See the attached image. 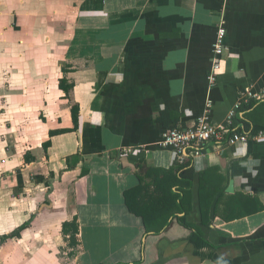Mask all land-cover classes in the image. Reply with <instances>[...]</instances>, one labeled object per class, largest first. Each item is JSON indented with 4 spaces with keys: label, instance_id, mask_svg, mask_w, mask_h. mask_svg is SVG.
<instances>
[{
    "label": "crops",
    "instance_id": "0c3cea01",
    "mask_svg": "<svg viewBox=\"0 0 264 264\" xmlns=\"http://www.w3.org/2000/svg\"><path fill=\"white\" fill-rule=\"evenodd\" d=\"M245 89L264 91V0H0V242L28 223L0 264H264V98L233 119L246 143L160 145L208 100L227 126Z\"/></svg>",
    "mask_w": 264,
    "mask_h": 264
},
{
    "label": "built area",
    "instance_id": "2783aa9c",
    "mask_svg": "<svg viewBox=\"0 0 264 264\" xmlns=\"http://www.w3.org/2000/svg\"><path fill=\"white\" fill-rule=\"evenodd\" d=\"M226 33L227 30L224 23L221 22L218 27L216 41L213 48L212 69L209 75L210 83L217 81L221 71L222 58L226 50ZM250 98L260 100L264 98L263 92H256L253 89H245L240 94V100L237 103L235 110H233L228 118L227 126H220L214 123L211 119L212 101L208 100L207 108L204 113L200 115L196 122L189 127H173L166 130L160 141L163 147H171L176 154L183 158L182 153L187 150H192V155L200 157L205 155L203 148L211 141L227 142L231 145H238L246 143L251 136L249 134H242L234 131L233 119L237 110L241 106V102L248 101Z\"/></svg>",
    "mask_w": 264,
    "mask_h": 264
},
{
    "label": "trees",
    "instance_id": "16d2710c",
    "mask_svg": "<svg viewBox=\"0 0 264 264\" xmlns=\"http://www.w3.org/2000/svg\"><path fill=\"white\" fill-rule=\"evenodd\" d=\"M64 83H65V80L62 79L61 81V88L65 89L66 87L64 86ZM68 88L70 87H67L66 89L68 90ZM72 117H73V122H74V127L73 128H64V129H58V130H53L51 131V135H56V134H61V133H65V132H69V131H75L78 129L79 127V107L77 105H74L72 107ZM51 145V142L50 140L49 141H46L44 143V147L45 149L47 150L49 148V146ZM171 175H173V177L175 178L176 181H179L180 179V174H179V169L178 168H173V170L171 171ZM181 180V179H180ZM175 181V182H176ZM171 196H172V210L171 212L169 213V215L172 213V214H175L177 212H179L180 208H179V205H178V193L177 192H174L171 190ZM169 218V216H168ZM167 218V219H168ZM167 221V220H166ZM165 221V222H166ZM28 226V223H25L23 225H21L20 227H18L17 229H15L13 232H11L10 234L8 235H4L1 239V242H0V246L6 242L9 238H15V237H20L21 235V231L26 228ZM68 225H64V231L65 233H68L69 230H68ZM73 231L71 232V235H70V244L72 246H77L78 245V240H77V234L79 232V228H78V225L76 223V225L73 226ZM148 230H152L154 229V227H151V226H148L147 227Z\"/></svg>",
    "mask_w": 264,
    "mask_h": 264
},
{
    "label": "clouds",
    "instance_id": "9594fccd",
    "mask_svg": "<svg viewBox=\"0 0 264 264\" xmlns=\"http://www.w3.org/2000/svg\"><path fill=\"white\" fill-rule=\"evenodd\" d=\"M224 264H226V262H224Z\"/></svg>",
    "mask_w": 264,
    "mask_h": 264
},
{
    "label": "rangeland",
    "instance_id": "374dc122",
    "mask_svg": "<svg viewBox=\"0 0 264 264\" xmlns=\"http://www.w3.org/2000/svg\"><path fill=\"white\" fill-rule=\"evenodd\" d=\"M30 52H28V54H29Z\"/></svg>",
    "mask_w": 264,
    "mask_h": 264
}]
</instances>
